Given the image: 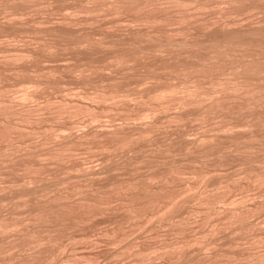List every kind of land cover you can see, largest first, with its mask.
<instances>
[{
  "label": "bare ground",
  "instance_id": "obj_1",
  "mask_svg": "<svg viewBox=\"0 0 264 264\" xmlns=\"http://www.w3.org/2000/svg\"><path fill=\"white\" fill-rule=\"evenodd\" d=\"M63 3L65 6L59 7ZM212 8L218 9L214 12L219 13V18H214L213 15L206 16V12ZM63 10H66L65 13ZM56 12L59 15L63 14L58 18ZM243 14L249 19L254 15H261L259 16L261 18L254 23L245 22L241 25L237 17ZM121 23L128 26L124 31L119 28L122 33L114 29L115 26L118 29L117 24L120 27ZM112 68L113 71L119 69L120 75L100 77L103 69L113 73ZM139 68L144 70H141V74L137 72L140 71ZM128 70L136 72L130 73ZM63 73L66 74L65 76L68 75L67 77L72 76V79H77L78 76V79H81V81L77 79L79 83L86 85L89 83L90 86H95L101 81L105 82L99 83L100 86L93 87L91 91H87L90 86L77 83L80 87L83 85L84 90L86 87V91L82 90L72 97H64L59 93L60 100H52L55 95L58 96L55 91L59 92V88L61 91L64 90L62 89L64 85L61 87L60 83L62 81L64 84L63 81H66L67 77H64ZM74 73L76 76L73 78ZM98 74L100 78L97 77ZM135 74H140V77ZM94 75L99 79L93 81L95 85L92 83ZM62 76L64 78H61ZM127 78H141L138 81L143 85L144 81L150 80L151 84L146 82L148 85L144 86V89L133 92L130 91L131 86L127 88L129 86L127 83L125 84L128 86L121 84L127 81ZM169 80L175 81L171 83ZM158 81L161 82L159 85H157ZM13 85L15 89L11 87ZM149 85L151 86L148 87ZM50 88L55 89L52 90L55 95L51 94L48 97V92L50 93L51 90L47 91V89ZM45 92L47 93L44 95ZM12 93H16L17 97ZM42 93L47 98L40 96L44 101L34 102L37 101L34 98ZM129 97L133 98L131 101L146 107H142L143 109L135 114H130L127 107L129 103L121 106L123 104L121 102L130 99ZM172 104L177 105L174 109L177 108L179 111L176 109L168 116L165 113L168 123L176 121V126L178 123L182 125L185 122V120L181 121L183 118H187L188 123L191 121L188 118L192 117L194 120L200 119L199 122L205 119L203 123L211 120L209 122L211 125L208 124L209 128L205 129L207 125L200 123V128L204 126L200 129L203 133L199 135L197 132L196 139H187L185 136L187 132H183L181 135L178 134L179 142H171L170 139L165 142L167 138L162 140V143H158L157 140L150 142L149 135L160 127L163 128L162 120L157 122L161 118L157 119L154 115L157 112H167L169 109L172 111ZM114 107L122 113V119L126 120L127 125L124 124L125 122H121L124 126L121 123V126L105 125L108 121L102 120V112ZM83 115L85 119L79 121V117L82 118ZM109 115L111 114L108 113L107 116L110 117ZM61 116L65 119L77 116L76 120L79 122L82 120L83 123L85 120L88 125L84 127H89L82 129L83 131L79 130L81 133L74 134L75 124L77 126L80 124L78 121L74 124L70 121L72 119L68 118L70 122L64 126L61 125L63 122H58L63 128L59 124L57 125L59 128H55L56 126L48 122L61 119ZM151 116L156 122L147 119ZM75 119L73 118V121ZM113 120H115L114 116H111L109 121L113 122ZM82 122V126L79 127H83ZM139 139L149 140H146L148 145H145V149H138L142 151L139 152L140 155L137 152L138 157L131 152L132 155L129 154L123 158L124 160L122 159L123 161L121 160L120 166L125 169L124 172L117 170L120 169L118 168L120 162L110 163V157L109 164L105 167L101 166L102 169L99 167V171L94 170L91 164L90 168L86 169V162L82 169L80 158L83 156L80 155L82 154L80 151L90 148L87 146L89 143L93 145L96 141L95 149H99L102 153L113 150L122 153L123 149L127 150L126 152L135 151L134 144ZM175 142L180 144L181 149H178V144ZM84 144L86 148L82 146ZM80 145L85 149L79 151ZM171 145L176 148L172 150ZM92 147L91 149H94ZM179 156L192 164L187 163L188 166H184L187 161L181 163L183 159ZM230 160L238 162L240 166L243 165L240 173L231 174L229 171V175L224 173L223 179L218 175L216 181L207 184L208 187L212 185L211 190L210 187L206 189L207 186L203 190H199L202 187H197L198 190L195 191L191 190L196 189L197 184L204 183L207 179L212 181L213 178L209 177V175L213 177L214 173L210 174L212 169L217 172V166H222ZM137 162L143 163L137 165ZM142 165L145 166L146 171H142L143 168L140 169L141 171L138 170ZM223 168L224 166L222 167L224 171ZM111 169L116 170L111 172ZM67 170H70V173L74 170L75 175L74 172L73 175L70 174L72 176L61 175ZM144 171L149 172L142 173ZM108 172L111 176L113 172V176L116 172L125 175L128 173L129 176L125 178L116 176L114 179L112 177V180L107 181L108 183L99 184V178ZM187 173L190 177L192 174L195 177L188 179L184 176ZM239 178L257 184L264 183V0H0V212L7 209L9 211L7 216L0 214V264H40L55 259L57 251H61L67 243L70 245L69 242L72 244L74 241L75 235L70 236L69 230L82 227V223L87 219L90 220L89 217L97 213L98 209L101 212L102 205L106 207L104 204H110V198L113 196L110 193L123 194L121 199L124 200L120 201L122 203L119 207L126 213L124 220L131 222L127 221L130 224L127 223L128 226L134 227L136 220L133 219L144 215L146 217L151 211V207L148 208L151 204L153 207L160 203L156 214L162 217L164 223L171 222L181 230L189 221L188 217L183 213L184 216L174 218L182 211L187 215L193 212L189 207L192 204L185 205L186 199L183 198L185 195L201 203L197 205L202 207L205 205L207 218L217 210L214 207V195L219 191L228 190L230 183L238 184L236 182ZM69 179L73 180L69 181ZM208 180L206 182H209ZM60 184L64 185L61 189L57 188ZM185 191L191 193L184 195ZM179 194L182 197L178 198ZM18 200L21 202L18 203ZM235 206L232 209L229 207L227 220L229 224L237 222L234 224L238 225L240 231L251 227L249 223L251 220L248 222L247 219L250 218L248 214L253 212V207L247 209L241 207V203ZM20 208L26 210L24 212L21 210L26 216L19 218L17 210ZM153 213L151 211V214ZM118 226L121 224L114 229L111 227L110 230H103L104 237L107 235L114 238L116 235L115 239L118 238L116 229L119 228L118 231L123 229ZM245 231L247 235V232L255 230L247 228V232ZM210 234L212 232L207 235ZM82 237L86 241L87 234ZM250 237L247 239L255 238ZM260 237L264 236L256 238L257 242H260ZM240 238H237V241ZM229 239L228 246H232L233 238L230 241ZM194 242H197L194 238H184L159 247L151 244L149 247H144V244L141 246L137 241L136 243L133 241L127 244L123 252L125 250L126 253L136 257L135 264L144 262L150 252H158L160 256H164L166 264H178L179 260L186 256L184 249ZM262 242L261 247L264 244ZM255 245L259 244L255 242ZM88 246L84 247L88 248ZM260 246L258 247L261 248ZM220 251L216 250L211 254L207 252L209 255H198L195 259L198 264H262L264 262V252H262L264 250L257 249L259 252L253 250L247 254L243 253L244 255ZM72 253L67 255L69 257H66L65 262L69 260L77 264L78 254ZM196 255L194 253L193 257ZM187 257L185 260L190 261V257L192 259V256L186 259Z\"/></svg>",
  "mask_w": 264,
  "mask_h": 264
},
{
  "label": "rangeland",
  "instance_id": "obj_2",
  "mask_svg": "<svg viewBox=\"0 0 264 264\" xmlns=\"http://www.w3.org/2000/svg\"><path fill=\"white\" fill-rule=\"evenodd\" d=\"M218 1H221V0H218ZM59 5V4H58ZM58 5H57V7H58ZM61 5V6H60ZM59 5V7H62V6H65L64 5V3H63V5L62 4H60ZM66 5H68V4H66ZM214 9V10H213ZM210 11H208V12H206V16L208 15V17H210V16H212V17H214V18H217L218 16L220 17V15H219V13L218 12H214V11H218V9H215V8H212V9H209ZM66 11V10H65ZM65 11L63 10V13H65ZM213 11V12H212ZM67 12H69V11H67ZM66 12V13H67ZM210 12V13H209ZM63 13H61V14H63ZM56 14L58 15H56V17H58L59 18V16L61 15H59V13L58 12H56ZM55 16V15H54ZM245 16V17H244ZM259 16H261V15H254V16H251V18L252 19H249V18H247L248 16L246 15V14H243V15H241V16H238L237 18H238V20H239V23H241V25H242V23L244 24L245 22H249V23H254V22H256V21H258V20H260L259 18H261V17H259ZM55 17V18H56ZM218 17V18H219ZM242 17V19H240V18ZM244 17V18H243ZM57 18V19H58ZM254 19H255V21H254ZM251 20V21H250ZM99 24H101V23H99ZM98 24V26H100ZM103 24V23H102ZM101 24V25H102ZM248 23H246V25H247ZM116 25V24H115ZM118 26H117V28L118 29H116V26H115V30L118 32V31H120L121 33L124 31V30H127V25L125 24V23H121L120 24V27H119V24H117ZM121 25L123 26V27H121ZM124 25H126V26H124ZM121 30H123V31H121ZM122 28H125V29H122ZM117 32L115 33V34H117ZM61 63H62V61H61ZM60 63V64H61ZM45 64V63H44ZM46 64H48V62H46ZM63 64V63H62ZM107 69H111V68H107ZM106 69V71H104L105 69H103L102 70V72H100L101 73V76L98 74V76L97 77H102V78H104V76L106 77L107 75H115L116 74V76H118L117 74H119L120 73V71H119V69L116 71L115 69H114V71H113V68H112V71H113V73L111 72V71H109V70H107ZM140 69V71L139 70H137V72H141V70L142 71H144L143 70V68H139ZM106 72V73H105ZM116 72V73H115ZM126 72H127V70H126ZM128 72H136L135 70H133V71H129L128 70ZM111 73V74H110ZM72 74V73H71ZM75 74V73H74ZM141 74V73H140ZM139 74V75H140ZM62 75H64V77H67V76H65L66 74H62ZM69 75H70V73H69ZM120 75V74H119ZM139 75H136L135 74V76H139ZM76 76V74L73 76V78ZM95 77L94 78H92V83H93V81L94 82H96V79L97 80H99L97 77H96V75H94ZM63 76L61 77V78H64ZM72 77V76H71ZM71 77H67L65 80L66 81H63V83L64 84H62V81H61V87L64 85V87H62V89L64 88V90H62L61 91V88H59L60 90H59V92L58 91H55L57 94H58V96L57 95H55L54 93L55 92H53L54 90H53V88H52V90H51V88L50 89H47V91L48 90H51L50 91V93L48 92V97H49V95H51L52 94V96L53 95H55L54 97H56L55 99H54V97L52 98V96L50 97V98H52V100H56V101H58V100H60V95H59V93H62V96H64V97H72V96H75L74 94H77V93H79V92H82V90L83 91H86V87H85V90L83 89V85L80 87V85L81 84H84V83H79V81L78 80H80L81 81V79H78V76H77V79L76 78H74V79H72ZM99 77V78H100ZM131 77V76H130ZM132 77H134V74L132 75ZM140 77V76H139ZM78 81V82H76V80ZM129 79H131V78H129ZM129 79L127 78V81L125 82L124 81V83L122 82H120L121 84H125V83H127L128 85H126V86H128L127 88H131V90L130 91H132L133 90V92H135V91H138L137 89H144L145 87H146V85H148L149 83L151 84V82H150V80H147V81H144L145 82V84L143 85L142 83H141V81H138V80H141V78L140 79H137V78H134V79H131L130 80V83H129ZM61 80H64V79H61ZM136 80V81H135ZM131 81H132V83H131ZM149 81V82H148ZM169 81H171V80H169ZM173 81H175V80H172L171 81V83L173 82ZM99 82V81H98ZM105 81H103V83H104ZM138 82V83H137ZM143 82V81H142ZM148 84H147V83ZM160 81H158V84L157 83H154V84H157V85H159L160 83H159ZM72 83V84H71ZM77 83L78 84H80V85H77ZM92 83H90V84H92ZM99 83H101V84H103L102 83V81L101 82H99ZM99 83L98 84H96V83H93L95 86H97V87H99L100 85H99ZM136 83V84H135ZM66 84V85H65ZM74 84V85H73ZM131 84V85H130ZM152 84H153V82H152ZM84 85H86V84H84ZM88 86H90L89 85V83L87 84ZM86 85V86H87ZM99 85V86H98ZM16 86V85H15ZM87 86V87H88ZM95 86H93V85H91L90 87H88V89H87V91H91L92 89H93V87L95 88ZM123 86V85H122ZM126 86H124V88L126 87ZM131 86V87H130ZM138 86V87H137ZM145 86V87H144ZM151 85H149L148 87H150ZM12 88L14 87V85L13 86H11ZM59 87H60V85H59ZM67 87V88H66ZM143 87V88H142ZM16 88H19V86L17 87L16 86ZM82 88V89H81ZM126 88V89H127ZM134 88V89H133ZM136 88V89H135ZM13 89H15V87L13 88ZM80 89V90H79ZM66 90H67V93H66ZM44 91H46V90H44ZM39 92H42V91H39ZM52 92V93H51ZM65 92V93H64ZM68 92H70V93H68ZM47 92H45L44 93V95L46 94ZM67 94V96H65V95ZM71 96H70V95ZM12 95H14V97H17V95H16V93L15 94H13L12 93ZM44 95H43V93H42V95L41 94H39V97H37V98H34V99H37V101L35 100L34 102H38L39 101V103L41 102L42 103V101H44V99L45 98H47V96H45L44 97ZM69 95V96H68ZM40 96H43L44 97V99H41V98H43V97H40ZM133 97V96H132ZM130 99H128L129 100V102H127L128 100H126L125 102H121V106H123L125 103H129L128 105L127 104H125V105H127V107L129 108V113L130 114H135V112L137 113V112H139L140 110H142L143 108L142 107H146V106H141L140 104H138L137 102L135 103V101H131V99H133V98H131V97H129ZM33 99V100H34ZM39 99V100H38ZM41 99V100H40ZM124 100V99H123ZM132 104H131V103ZM135 103V104H134ZM131 104V105H130ZM120 105H119V107H120ZM175 105V104H174ZM107 106V105H106ZM110 106V105H109ZM134 109H133V108ZM141 107V108H140ZM172 111H171V109H169L167 112H157V114H155L154 115V117L155 116H157V119H159V118H161L160 120H158L157 122H161V120H162V122H161V124H162V126H163V128L162 127H160L159 129H157L158 131H159V134H157L158 133V131L156 130L153 134H151V135H149L150 136V138H148L149 136H147V138L150 140V142H152V141H154V142H157V141H159L158 143H162V140H164L165 138H167L166 139V141L165 142H168L169 141V139H170V141L171 142H173V141H176V142H179V139H180V136L179 135H181V133H183V132H187V133H185V136H186V138L187 139H191V138H193V139H196V137H198V133H199V135L200 134H202L203 133V130H202V132H201V130L200 129H202L204 126H206V128L205 129H207V128H209L208 127V124H209V122L211 121H207V123H203V121L205 122V119L202 121V122H199V120H197V119H193L192 117L191 118H188L189 120H191V121H189L188 123H190V124H188L187 123V118L186 119H184L183 118V120H181L182 122H184V120H185V124L184 123H182V125L181 124H179L178 122H179V120L177 121V126H176V124H175V122L173 121V123L171 122V123H168L167 122V120H166V115H165V113L167 114V116L169 115V114H173L174 112L173 111H176V109H174V107H177V105H175V106H173V104H172ZM115 108H117V107H114L113 109H111V110H104L103 112H102V120L105 122V120L106 121H108V122H110V123H108V122H105V125H107L108 127L110 126V124H116L117 126L119 125V126H121V124L122 123H124L126 120H124V119H122L123 117V115H122V113H120L119 111H117V110H115ZM130 108H131V110L133 111H131L130 110ZM169 108H171V107H169ZM179 108V107H178ZM110 111V112H109ZM177 111H179V109H177ZM114 112V114L112 115V113ZM117 112V113H116ZM104 113V114H103ZM108 113L109 114H111V115H109L110 117L111 116H114V119L115 120H113V122H111V121H109L110 120V117H108L107 115H108ZM44 114V113H43ZM45 114H46V112H45ZM44 114V115H45ZM161 114V115H160ZM163 114V115H162ZM66 115H64V117H65ZM82 116V115H81ZM105 116H106V119H105ZM117 116V117H116ZM165 116V117H164ZM68 117V116H67ZM79 117V116H78ZM153 116H151V117H148L147 119H154V118H152ZM164 117V118H163ZM66 118V117H65ZM65 118H62V116H61V119H59V118H57V119H59V120H61V121H59V120H57V119H55V120H57L56 122H55V120H53L52 122L51 121H48L49 123H52V125H54V126H56L55 128H59V126H64V125H66V123H68V122H74V124L79 120L80 121V119H85V116L83 115V117L81 118V117H79V119L78 120H76L75 118H77V116L76 117H68L69 119H72V120H70V121H68L69 119L67 118V119H65ZM73 118L75 119V121H73ZM107 118H108V120H107ZM117 118V119H116ZM156 118V117H155ZM156 119V120H157ZM193 119V120H192ZM63 120V121H62ZM124 120V121H123ZM155 120V119H154ZM153 120V121H154ZM163 120H165V122L163 121ZM207 120H209V119H207ZM78 121V122H79ZM149 122H151V120H148ZM194 121V122H193ZM58 122H63L61 125H60V123H58ZM77 122V123H78ZM81 122H82V120H81ZM81 122H79L80 124H78V126H77V124H75L76 126H77V128H76V126H75V128H74V130H73V133L74 134H77V132H79V130H85L86 128H88V127H86L88 124H86L85 122V120H84V123H83V127H79V126H82L81 125ZM122 122V123H121ZM129 122V121H128ZM131 122V121H130ZM154 122H156V121H154ZM213 122V121H212ZM44 123V122H43ZM54 123V124H53ZM56 123V124H55ZM121 123V124H120ZM200 123H203V124H201V125H204V126H202L201 128L199 127L200 126ZM59 124V126H57ZM124 124H126L127 125V123L125 122ZM130 124V123H129ZM131 124H132V122H131ZM166 124V125H165ZM170 124H172V125H170ZM175 124V125H174ZM84 125H86L85 127H84ZM125 125V126H126ZM178 125H181L180 127L178 126ZM209 125H211V124H209ZM61 126V127H62ZM122 126H124L123 124H122ZM166 126V127H165ZM169 126H171V127H169ZM80 129H79V128ZM175 127H177V128H175ZM63 128V127H62ZM85 128V129H84ZM165 128H166V130H165ZM78 129V131H76ZM170 129H171V131H170ZM181 129H184L183 131L181 130ZM199 129V130H198ZM239 130H240V128H238ZM237 129V130H238ZM82 130V131H83ZM161 130V131H160ZM163 130V131H162ZM176 130V131H175ZM188 130V131H187ZM191 130V131H190ZM64 131H67V130H65L64 129ZM71 131V130H70ZM175 131V132H174ZM208 131V130H207ZM72 132V131H71ZM198 132V133H197ZM79 133H81V131L79 132ZM180 133V134H179ZM204 133H206L207 134V132H204ZM208 133H209V131H208ZM157 135V136H155V135ZM179 134V135H178ZM187 134V135H186ZM153 135V136H152ZM164 136V137H163ZM167 136V137H166ZM169 136V137H168ZM177 136V137H176ZM151 137H154V138H151ZM162 137V138H161ZM174 137V138H173ZM178 137H179V139H178ZM189 137V138H188ZM157 138V139H156ZM160 138V139H159ZM37 138H35V140H36ZM154 139V140H153ZM147 140V139H146ZM146 140L145 139H139L138 140V142L137 143H135L134 144V147H135V151H129V152H126L127 150H125V149H123V150H125V154L123 155L122 153H123V150H122V153H116L117 152V150L116 151H106V150H103V151H106V152H110L109 154L108 153H105V152H99V149H95V147H96V145H97V142L95 141V144H93L94 142L93 141H90V142H93L92 144L93 145H90V143H89V145H87L88 147H90V148H86V144H84V145H82V146H84V147H82L81 145V147L79 148L78 147V149H79V151L83 148V149H85V150H83V151H80V152H82V154H80L81 156H83L82 158H80L79 160L80 161H82V162H84V164L82 165V162L80 163L81 164V167H82V169L85 167V162H86V169H88V167H89V165L91 164V167L93 166V169L94 170H97V171H99L100 169H102L101 168V166H104L105 167V165L107 166V164H109V160H108V158L110 159V163L111 164H117V162L119 163V167L118 168H120V169H117V170H119V171H121V172H124V170H123V168H121V166H120V164H121V162L124 160L123 158H126V156H128L129 154L130 155H132V153H133V155L134 154H136V156L138 157L140 154H139V152H141L142 153V151H139V150H141L142 148L143 149H145L146 148V146L148 145H146ZM149 140H147V141H149ZM155 140H157V141H155ZM168 140V141H167ZM178 140V141H177ZM33 141H34V139H33ZM141 141V142H140ZM145 141V142H144ZM161 141V142H160ZM153 142V143H154ZM170 142V143H171ZM175 142V143H176ZM148 143V142H147ZM175 143H173V144H175ZM137 144V145H136ZM141 144V145H140ZM144 144V145H143ZM155 144V143H154ZM176 144H178L177 146H178V149H181L179 146H180V144L179 143H176ZM176 144H175V146H176ZM136 145V146H135ZM140 145V146H139ZM146 145V146H145ZM151 145H152V143H151ZM91 146H93L92 148H94V149H91ZM142 146H144V147H142ZM175 146H173L172 147V145H171V147H172V150H173V148L175 147ZM137 147V148H136ZM141 148V149H140ZM176 148V147H175ZM87 149H89L88 150V152H87ZM139 149V150H138ZM177 149V150H178ZM90 150H92V151H94V150H96V151H98V152H95L94 151V153L92 152V151H90ZM119 150H121V149H119ZM138 150V151H137ZM91 153H90V152ZM102 151V150H101ZM175 151V150H174ZM114 152V153H113ZM132 152V153H131ZM137 152H138V154L139 155H137ZM88 153V154H87ZM96 153V154H95ZM105 153V154H104ZM116 153V154H115ZM113 154H114V156H113ZM121 154L123 155V156H121ZM86 155V156H85ZM92 156V158L90 157V156ZM105 156V157H103L102 158V156ZM80 156V157H81ZM88 156V157H87ZM116 156V157H115ZM120 156V157H119ZM135 156V155H134ZM101 157V158H100ZM85 158V159H84ZM99 158V159H98ZM118 158H120V159H118ZM179 158H182L181 156H179ZM184 158H186V156L184 157ZM88 159V160H87ZM89 159H92V160H89ZM95 159H97V160H95ZM112 159V160H111ZM116 159H118V160H116ZM123 159V160H122ZM183 159V158H182ZM83 160H86V161H83ZM114 160H116V161H114ZM120 160V161H119ZM122 160V161H121ZM207 160V159H206ZM79 161V162H80ZM92 161H94V162H92ZM99 161V162H98ZM112 161V162H111ZM187 160L185 159H183V162L181 161V163H185ZM203 161H205V159H203ZM207 161H209V160H207ZM231 161V160H230ZM226 162L225 164H223L222 166L221 165H219V166H217L216 167V171L217 172H215V170H214V168L212 169V167L210 166V169H212V172H210V174H213V177H212V175H209V177H211V178H213L212 179V181H211V179L210 180H208L209 182H202V183H199V184H197L196 186H195V188L196 189H191L192 191H195V190H198V188H200V187H202V188H200L199 190H203L204 188H205V186H207L206 187V189L207 188H209L210 187V190H211V186H209L208 187V183L209 184H212V182H214V181H216V179L219 177V176H225V174L224 173H227L228 175H229V173H240L239 171H241V167H243V165L242 166H240L239 165V163L238 162H236V161H231V162ZM92 162V163H91ZM102 162V163H101ZM105 163V164H104ZM138 163V162H137ZM136 163V164H137ZM140 163H143V162H140ZM140 163H138L137 165H139ZM190 163V162H186V164H184V166H188V164ZM207 163V162H206ZM234 163L236 164V163H238L237 165H234ZM66 164V163H65ZM96 164H98V165H96ZM135 164V165H136ZM146 164V163H145ZM144 164V165H145ZM190 164H192V163H190ZM195 164V163H194ZM94 165H96V166H94ZM141 165V164H140ZM144 165H142V166H140L139 167V171H143V170H145L146 168H145V166ZM197 165H198V163H197ZM196 165V166H197ZM84 166V167H83ZM190 166V165H189ZM195 166V167H196ZM224 166V171L222 170V167ZM225 166H227V167H225ZM99 167H100V169H99ZM198 167V166H197ZM214 167V166H213ZM219 167V168H218ZM90 168V167H89ZM141 168H143V169H141ZM238 168H240L239 170H238ZM86 169H84V170H86ZM92 169V170H93ZM123 171H122V170ZM141 169V170H140ZM221 169V170H220ZM227 169V170H226ZM243 169V168H242ZM91 170V169H90ZM93 170V171H94ZM116 170V169H115ZM114 169L112 170L111 169V172L112 171H115ZM147 170H149V169H147ZM152 170V169H151ZM138 171V172H139ZM146 171V170H145ZM142 172V173H148L149 171H147V172ZM214 171V172H213ZM230 171V172H229ZM68 172H69V174H68ZM72 173L74 172V175H75V171L73 170V171H71ZM119 173V172H116V175H114L113 176V174H114V172H113V174H112V176L109 174V172L107 173V174H109V176L105 173H103L104 174V176L105 175H107V176H101V178H99V180H98V183L99 184H105V183H108L107 181H110V180H112V177H113V179L116 177V176H120L121 178H125V177H128L129 175H128V173H127V175H125V173ZM127 172V171H126ZM137 172V173H138ZM229 172V173H228ZM64 173V174H63ZM61 175H66V176H69L70 174H72V173H70V170H67V172H63ZM67 173V174H66ZM118 173V174H117ZM140 173V172H139ZM217 173V174H216ZM220 173H221V175H220ZM120 174V175H119ZM216 174V176H214ZM226 174V175H227ZM73 175V174H72ZM72 175H70V176H72ZM219 175V176H218ZM240 175H242V174H239V176ZM111 176V177H110ZM184 176H186V178H188V177H190V175L187 173L186 175H184ZM194 175L192 174V177H190V178H194L193 177ZM109 177V178H108ZM72 178V177H71ZM74 178V177H73ZM108 178V179H107ZM190 178H188V179H190ZM215 179V180H214ZM221 179H223V177L221 178ZM242 178H239V181H237L236 183H238V184H235V183H230L229 184V188H227L228 190H223V191H219L217 194H215L214 195V207L217 209L215 212L216 213H214L213 212V214H210V215H208V217L206 218L205 217V213H206V207H204L205 205L204 204H202V205H204L203 207L202 206H200V205H197V204H201V203H198L197 201H195V200H193V198L191 197V199H190V197L189 196H186L185 194H187V193H191V191H188L187 193H186V191L185 192H183V194L185 195V197H183L184 199H186L185 200V202H186V204H185V202H184V204L185 205H191V206H189L191 209H193V212L191 213V214H186V212L184 211H182V212H180L181 214H179L178 215V217H175L174 219H177V218H179L180 216H184V214L186 215V217H188V219H189V221L187 222V224L185 225V227L183 226V228H181V230L179 229V227L177 226V225H173L171 222H170V224L167 222V221H165V223H164V221H163V219H162V217L161 216H159L158 214H156L157 213V211H159V208H160V206H158V205H160V203H158V205L157 204H155L154 205V203H153V205L155 206V208H154V206L152 207V204L148 207V208H150L151 209V211H152V213L153 214H151V211L148 213V214H150V216L151 215H153V216H149L148 214H147V216L145 217V215L144 216H142V217H140L139 216V218L137 219L136 217V219H133V220H136L134 223H135V225H134V227H131V226H128V224L129 223H131L129 220H127V221H129V223L127 222V221H125L124 220V218H125V214L126 213H124L122 210H124V209H122L121 207H119L120 206V204L123 202V200H124V198L123 199H121L122 198V196H123V194H121L120 195V193H110V195L112 196H110L111 198V201H110V199H109V201L111 202L110 204H104L106 207H104L103 205H102V208H101V212H99L100 211V209H98V215H97V213H95L94 215H96V216H94V215H92V216H94L93 218H91V217H89L90 218V220H88L87 219V221H84L85 223H82L83 224V226H82V224H80L82 227H79V229H81V230H79V229H77V228H74V229H70L69 231L71 232V235H70V233H68L70 236H72V237H74V235H75V237H74V241H75V244H77V245H75V244H73L74 243V241H72V244H71V242H69L70 243V245L67 243V246H65V248H63L61 251H59L60 252V254H59V252L57 251L55 254V259H50V261H46L45 263H40V264H60V263H64V264H67L68 262H70L69 264H73L72 263V261H69V260H67V262H65V260H66V257H69V256H67L68 254L69 255H71V253L72 252H75V253H72V254H78V255H76V257H78V259H77V264H135L134 262V260L136 259V257H134L132 254H129V253H126L125 252V250H124V252H123V249L124 248H126L127 247V244L128 243H130V242H135L136 243V241H137V244H139L140 243V245L142 246L143 244H144V247L146 246V247H149L150 246V244H151V246H157V247H159V246H161V245H164L165 243H173V242H176V241H180V240H183L184 238H188V239H192V238H194V239H196L197 240V242H194V243H192V244H190L188 247H186L184 250L186 251L185 253H184V255H186V256H184V257H182L180 260H179V262H178V264H198V262H197V259H195V258H197V256L199 255V256H205V255H207L208 253L209 254H211V252L213 253V252H215L216 250L218 251H220L221 249V251L220 252H226V251H229L230 253H232L233 252V254H247L249 251H253L254 250V252H259V251H257V249L259 250L260 249V251H262V250H264V244L262 245V247L260 246L261 245V242H262V239H263V242H264V237L263 238H261V240H260V242H257L258 240H256V238H258L259 239V236H264V235H262V234H264V183L262 184H257L256 182H254V183H256V184H254L252 181H250V180H248V181H246L245 179H242ZM70 180H73V179H69V181ZM195 180V179H194ZM240 180H241V182H240ZM102 181V182H101ZM188 181H191V180H188ZM251 183H250V182ZM248 182V183H247ZM178 184V183H177ZM201 184H206V185H204V186H200ZM63 184L61 185H58L57 186V188H59V189H61V188H63ZM262 186V187H261ZM198 187V188H197ZM209 190V189H208ZM220 190H222V189H220ZM232 190V191H231ZM118 194V195H117ZM183 194H181V195H183ZM114 195H116V196H114ZM183 195V196H184ZM190 195V194H189ZM225 195V196H224ZM117 196H119V197H117ZM191 196V195H190ZM215 196H217V197H215ZM255 196V197H254ZM75 197V196H74ZM179 197H182V196H180V194H179V196H178V198ZM238 197V198H237ZM250 199H249V198ZM222 198V199H221ZM242 198V199H241ZM113 199V200H112ZM176 199H177V197H176ZM181 199V198H180ZM179 199V200H180ZM192 200V201H191ZM216 200V201H215ZM236 200V201H235ZM239 200H243L242 202L241 201H239ZM244 200H247L246 202H244ZM262 200V201H261ZM19 201L21 202V200H18V203H19ZM120 201H122V202H120ZM181 201H183V199L181 200ZM188 201V202H187ZM17 202V201H16ZM120 202V203H119ZM239 202V203H238ZM116 205H115V204ZM117 203H119V204H117ZM240 203H241V207H245V208H247V209H249V207H253V209H252V211L253 212H250V214H248L249 216L248 217H250V218H248L247 219V221L249 222L250 220V225H252L251 227H247V228H251V230L253 231V229L255 230L254 232H247V228H245V229H242L241 231L238 229V225L237 224H234V223H237V222H233V224L231 225V223L229 224V222L227 221L228 220V216H229V207H231V206H235V204L236 205H240ZM243 203H245L244 205L245 206H243ZM113 204V205H112ZM229 204V205H228ZM108 205V206H107ZM118 205V206H117ZM263 205V206H262ZM113 206V207H112ZM157 206V207H156ZM187 206V207H188ZM233 206V207H234ZM256 206H258V207H256ZM104 207V208H103ZM188 207V208H189ZM226 207V208H225ZM233 207H231V209L233 208ZM236 207V206H235ZM234 207V208H235ZM238 207V206H237ZM256 207V208H255ZM21 208H23V207H21ZM18 209L17 210V213H19V215H17V216H19V218L21 217V216H26V214L25 213H23L24 211H26V210H23V209ZM119 208H121V209H119ZM189 208V209H190ZM196 208H198V209H196ZM202 208V209H201ZM222 208H224V209H222ZM110 209V210H109ZM114 209V210H113ZM203 211H201V210ZM226 209V210H225ZM228 209V210H227ZM256 209V210H255ZM8 210V209H7ZM7 210H3V211H1L0 212V214H2V215H6L7 213V215H9V211H7ZM23 212H22V211ZM104 210V211H103ZM115 210H117V211H115ZM7 211V212H6ZM106 211H108V212H106ZM114 211L116 212V214L114 213ZM149 211V210H148ZM218 211V212H217ZM259 211V212H258ZM23 214H22V213ZM105 212V213H104ZM109 212H112V213H109ZM228 212V213H227ZM255 212V213H254ZM5 213V214H4ZM102 213H104V214H102ZM122 213V214H121ZM184 213V214H183ZM258 213V214H257ZM25 214V215H24ZM155 214V215H154ZM183 214V215H182ZM196 214V215H195ZM228 214V215H227ZM6 215V216H7ZM109 215V216H108ZM191 215V216H190ZM204 215V216H203ZM98 216V217H97ZM112 216V217H111ZM201 216V217H200ZM216 216V217H215ZM223 216V217H222ZM22 217V218H23ZM143 217H145V218H143ZM148 217V218H147ZM160 217H161V219H160ZM27 218V217H26ZM154 218H155V220H154ZM209 218V219H208ZM218 218V219H217ZM140 219V220H139ZM198 219V220H197ZM94 220V221H93ZM138 220H139V222H138ZM142 220H145V221H142ZM204 220H206V221H204ZM254 220V221H253ZM91 221H93V222H91ZM99 221V222H98ZM125 221V222H124ZM209 221H211V222H209ZM90 222V223H89ZM142 222V223H141ZM162 222V223H161ZM191 222V223H190ZM128 223V224H127ZM161 223V224H160ZM200 223V224H199ZM252 223V224H251ZM257 223V224H256ZM113 224H114V226H113ZM118 224H121V226H118V227H122L123 229H120V231H118V229L119 228H117L116 230L118 231H116V234H118V238H116L115 239V237H117L116 235H115V237L113 238V237H111V236H105L104 237V231L103 230H107V229H109L110 230V228L111 229H114ZM196 224H199V225H196ZM253 224H255V225H253ZM116 225V226H115ZM130 225V224H129ZM140 225V226H139ZM158 225V226H157ZM161 225V226H160ZM249 225V226H250ZM169 226H171V227H169ZM177 226V227H176ZM186 226H188V227H186ZM174 227V228H173ZM130 228V229H129ZM140 228V229H139ZM177 230H176V229ZM215 228V229H214ZM220 228V229H219ZM232 228V229H231ZM91 229V230H90ZM95 229V230H94ZM96 229H98L97 231H96ZM238 229V230H237ZM263 229V230H262ZM79 230V231H78ZM102 230V231H101ZM211 230H214V232L215 231H217L216 232V235H214L215 233L213 232V231H211ZM220 232H219V231ZM237 230V231H236ZM246 230V231H245ZM73 231V232H72ZM87 231V237L89 238V239H87V237H85L86 238V241H85V239H82L83 237L82 236H84V235H86L85 234V232ZM124 231V232H123ZM212 232V234H213V236H211L212 234H210V235H207L209 232ZM223 231V232H222ZM238 231H240V233L238 232ZM244 231L245 232H247V235H246V233H244ZM81 232V233H80ZM101 232V233H100ZM127 232V233H126ZM133 232V233H132ZM206 232H207V234H206ZM234 232V233H233ZM235 232H236V234H235ZM238 232V233H237ZM97 233H99V234H97ZM179 233V234H178ZM245 234L246 235V237H245V235H242V234ZM253 233V234H252ZM260 233V235H258ZM74 234V235H73ZM91 234V235H90ZM120 234V235H119ZM144 234V235H143ZM238 234H241L240 236L238 235ZM253 235L255 238H251V237H253V236H248V235ZM254 234H256V235H258V236H256V235H254ZM77 235V236H76ZM94 235H95V237H94ZM100 235V236H99ZM102 235V236H101ZM124 235V236H123ZM229 235V236H228ZM230 235H231V237H230ZM215 236V237H214ZM233 236V237H232ZM112 238V239H110V238ZM201 237V238H200ZM210 237V238H209ZM242 238V239H245V240H242L241 238V240L240 239H238V241H237V238ZM244 237V238H243ZM251 238V239H247V238ZM79 238H81V239H79ZM94 238V239H93ZM95 238L97 239V240H95ZM99 238V239H98ZM104 238H105V240H104ZM204 238V239H203ZM208 238V239H207ZM212 238H213V240H212ZM230 238V239H229ZM233 238V239H232ZM92 239V240H91ZM225 239V240H224ZM228 239H229V241L232 239L233 240V244H231L232 246H228V243H227V241H228ZM253 239V240H252ZM77 240H79V241H77ZM90 242H89V241ZM110 240V241H109ZM168 240V241H167ZM215 240V241H214ZM223 240L225 241V242H223ZM240 240V241H239ZM249 240V241H248ZM254 240H256V241H254ZM80 241H82L83 243H81ZM96 241H98V242H96ZM109 241V242H108ZM220 241V242H219ZM235 241V242H234ZM248 241V242H247ZM254 241V243H251V242H253ZM66 242L67 241H65L64 242V244H66ZM80 242V243H79ZM93 242V243H92ZM119 242V243H118ZM242 242V243H241ZM255 242L257 243V244H259L258 246H260L261 248H259L257 245H255ZM262 242V243H263ZM78 243H79V246H78ZM97 243H99V244H97ZM249 243H251V245L249 244ZM89 244H93L92 246L91 245H89ZM146 244V245H145ZM211 244V245H210ZM252 244H254L253 246H252ZM72 245V246H71ZM76 246V248H75V246ZM89 245V246H88ZM129 245V244H128ZM148 245V246H147ZM227 245V246H226ZM71 246V247H70ZM81 246H83V247H81ZM87 247L88 246V248H85V247ZM95 246H96V248H95ZM124 246V247H123ZM191 246V247H190ZM201 246V247H200ZM212 246H213V248H212ZM238 246V247H237ZM252 248H251V247ZM197 247V248H196ZM258 247V248H257ZM235 248V249H234ZM254 248V249H253ZM256 248V249H255ZM191 249V250H190ZM208 249V250H207ZM213 249H215L214 251H213ZM250 249H252V250H250ZM70 250H72V252L70 251ZM75 250V251H74ZM96 250H98V251H96ZM119 250V252H117ZM121 250V251H120ZM198 250V251H197ZM79 252V253H76V252ZM199 251H200V253H199ZM244 251V252H243ZM65 252H66V254H65ZM71 252V253H70ZM84 252H86V253H84ZM91 252V253H90ZM95 252V253H94ZM116 252H117V254H116ZM162 252V251H161ZM160 252V253H161ZM197 252H198V254H197ZM208 252V253H207ZM246 252V253H245ZM262 252H264V251H262ZM64 253V254H63ZM83 253V254H82ZM124 253H126V254H124ZM156 253H157V255H156ZM187 253V254H186ZM188 253H190V255L188 254ZM194 253H195V255H196V257L194 256L193 257V255H194ZM192 254V255H191ZM203 254V255H202ZM205 254V255H204ZM208 254V255H209ZM243 254V255H244ZM74 255H72V256H74ZM122 255V256H121ZM151 255V256H150ZM156 255V256H155ZM192 256V259H194L193 261H192V259H191V257L189 258V256ZM87 256H88V258H87ZM109 256V257H108ZM115 256H117V257H115ZM121 256V257H120ZM124 256V257H123ZM130 256V257H129ZM147 256L148 257H145V260H144V262H140L141 264H166V259L164 260V256H160V254L158 253V252H150V253H148L147 254ZM188 256V257H187ZM162 257V258H161ZM185 257H187L186 259H190V261H188V260H185ZM60 258V259H59ZM83 258H85V259H83ZM134 258V259H133ZM147 258V259H146ZM159 258V259H158ZM82 259V260H81ZM149 259H151V260H149ZM184 259V260H183ZM64 261V262H61V261ZM79 260V261H78ZM85 260V261H84ZM165 262H164V261ZM163 261V262H162ZM192 261V262H191ZM196 263H195V262ZM81 262V263H80ZM97 262V263H96ZM145 262H147V263H145ZM162 262V263H161ZM191 262V263H190ZM139 263V264H140ZM74 264H76L75 262H74ZM262 264H264V262L262 263Z\"/></svg>",
  "mask_w": 264,
  "mask_h": 264
}]
</instances>
